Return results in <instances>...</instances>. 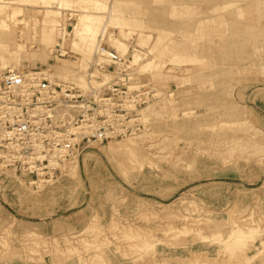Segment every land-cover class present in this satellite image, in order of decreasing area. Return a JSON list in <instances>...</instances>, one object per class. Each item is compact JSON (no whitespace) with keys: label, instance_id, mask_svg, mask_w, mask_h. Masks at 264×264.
<instances>
[{"label":"rangeland","instance_id":"1","mask_svg":"<svg viewBox=\"0 0 264 264\" xmlns=\"http://www.w3.org/2000/svg\"><path fill=\"white\" fill-rule=\"evenodd\" d=\"M21 1L9 8L21 21L6 20L10 33L0 26L1 39L21 46L11 54L0 43V70L49 69L55 78L65 65L82 76L69 36L55 46L35 33L45 4ZM97 1L98 14L121 26L99 30V44L116 51L108 32L127 31L130 52L162 64L137 71L128 53L117 72L121 94L140 96L134 135L93 143L40 192L0 177V264H263L264 0ZM77 14L62 10L59 23L70 29ZM89 71L98 82L107 72ZM129 73L136 79L122 85ZM113 141L135 144L109 153ZM237 222L254 233L243 244L222 241Z\"/></svg>","mask_w":264,"mask_h":264},{"label":"built area","instance_id":"2","mask_svg":"<svg viewBox=\"0 0 264 264\" xmlns=\"http://www.w3.org/2000/svg\"><path fill=\"white\" fill-rule=\"evenodd\" d=\"M128 67L125 55L98 44L91 68L113 75L94 91L98 76L90 73L92 92L86 94L54 80L46 69L9 68L0 74V177L40 192L65 177V166L93 143L134 133L133 101L140 96L122 95L117 75Z\"/></svg>","mask_w":264,"mask_h":264},{"label":"bare ground","instance_id":"3","mask_svg":"<svg viewBox=\"0 0 264 264\" xmlns=\"http://www.w3.org/2000/svg\"><path fill=\"white\" fill-rule=\"evenodd\" d=\"M31 1H34V2L39 1V3L42 2L45 4V5L44 4L43 5L46 8L44 14L40 18L41 26H40L39 32L35 31V33L39 34V40L42 43H46L49 45L55 44V46L56 45L63 46L64 42L67 39L66 36H69L68 37L69 51L74 53V54L80 55V57L82 58L80 63L82 65H84L85 70H84V74L82 76L77 75L76 70L79 68V67L75 68L77 66L73 67L72 69L69 66L67 67L65 65L59 66L55 69V71H53L56 76H54L50 73L52 76L55 77L53 79L54 80H56V79L62 80L64 82L67 81L68 83L71 82L70 84H73L76 88H79L82 93H84L86 90L88 91V93L92 92L90 90L91 87H90V85L86 79L85 74L86 73H88V75L90 74V71L88 72V68H89V66H91V62H90V65H88V64H89V61H91L90 59L92 57H94L95 51L97 50V47L99 44L98 31L99 30L105 31V29H107L108 26L117 27V28H121V26H118L115 22L114 23L110 22L108 19H104L103 15L98 14V13H100V10L105 7V5H103L102 3H100L97 0H31ZM15 2H16V0H0V12L5 13L0 17V26L3 27L6 31H8L7 30L8 27L10 28L13 25V24L8 25L6 20H10V18H12V17L14 18V15H15V17H17L16 12L19 11V10L18 11L16 10V12H15L14 11L15 9L9 10V8H11ZM52 3L56 4L55 8L52 7V5H51ZM62 10H73V11L75 10V11L79 12V14H77L76 21L72 23L70 29L63 26L62 23L61 24L59 23L58 17L60 16V14H62ZM13 18H12V20H13ZM15 19H17V18H15ZM13 21L15 22V20H13ZM18 21H21V20H18ZM18 21H17V23H18ZM13 27L14 26H12V28ZM10 31L13 32L14 29H12ZM125 32L128 33L127 31H124V35H120L118 37V36H115L114 34H112L111 31H109L106 41L108 43H111L115 47L116 51L121 53V55H126V54L130 53L131 54L130 56H132L131 62L138 64L139 70L137 69V71L151 72L152 70H155V68L157 67L158 64H162V63H158V61H156V63H153V60H151V59L150 60L147 59L144 61V53L141 54L140 51H138V50L133 49L134 52H133V50H132V52H130L128 44L124 41L125 35H126ZM57 35H61L63 43H58L56 40H54V38ZM15 38L16 37H14V36H12V38L9 37L8 34L3 35L2 39L0 38L1 39L0 43L2 45H4V50H3L4 53L9 52L12 54V53H14L13 51L17 52L16 48H19L21 46V44ZM13 48H15V49H13ZM61 49H63V48H61ZM147 52L150 53L149 51H147ZM62 54H64V53H62ZM0 58H2L1 54H0ZM78 66L81 67V65H78ZM9 68H11V66L3 65L2 69H4V70L3 71L0 70V72L5 73ZM105 71H107V72L102 73V82H97L94 84V89H95L94 91L98 90L101 86H103L105 84V82L109 80V77H111L113 75L111 71H108V70H105ZM91 73H94V72H91ZM130 75H131V73H129V76ZM68 79H70L71 81ZM127 79H129V83H131V82H134V79H136V78H133L132 76H130ZM138 84H142V83L140 82ZM138 84H133V85L129 86L128 88L139 90L141 87L144 86V85H138ZM84 94H86V93H84ZM187 113H189V112H187ZM132 134L134 135V133H132ZM132 144H135V143H133L132 141H130V143H123L120 141L114 142L113 141V142H109L106 145L107 147L105 149L109 153H113L115 150L120 149L122 151V154L125 155V154L131 152V149L129 148V146ZM125 152H127V153H125ZM73 162H77V159L70 161V163H68V165L65 166V170H64L65 174H67V171L69 170L68 166L73 164ZM74 167H75V165H74ZM71 170H72V167H71ZM246 224H248V223H246ZM253 233H254V227L246 225V228H243L237 222V224H233L229 228L227 238L226 239L223 238L222 241H227V239H229V240L233 241L234 243H236V245L237 244H243L245 241V238L251 236ZM248 258H249V256H248ZM263 264H264V262H263Z\"/></svg>","mask_w":264,"mask_h":264}]
</instances>
